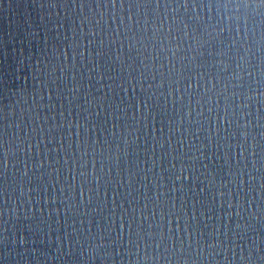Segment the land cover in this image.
I'll use <instances>...</instances> for the list:
<instances>
[{"label": "water", "instance_id": "1", "mask_svg": "<svg viewBox=\"0 0 264 264\" xmlns=\"http://www.w3.org/2000/svg\"><path fill=\"white\" fill-rule=\"evenodd\" d=\"M187 2V11L168 12L184 22L167 34L183 48L172 63L184 76L169 95L177 76L151 24L185 0H0V160L10 151L0 166V264H106L78 243L101 238L107 264L157 243L160 253L182 244L219 253L198 264H224V249L232 264H264V78L257 60L244 67L232 34H204L191 11L202 0ZM129 7L147 16V31L142 23L125 31ZM193 36L205 41L198 51ZM194 77L199 90L189 97ZM210 80L227 91L203 94ZM226 104L236 115L221 124ZM193 107L200 123H189ZM182 163L186 180L173 168Z\"/></svg>", "mask_w": 264, "mask_h": 264}, {"label": "clouds", "instance_id": "2", "mask_svg": "<svg viewBox=\"0 0 264 264\" xmlns=\"http://www.w3.org/2000/svg\"><path fill=\"white\" fill-rule=\"evenodd\" d=\"M115 7V5H114ZM183 8L185 11L188 10V2L185 0L183 5H178L176 7L165 6V15L164 19L160 21L159 25L157 26L156 22L153 21L151 24V29L153 32V38L156 39V42L160 44L159 52H164L166 54V59L169 60L168 64V73L171 75L175 72L177 78L173 80H169V95H171V84L175 83L177 85L176 92L180 93L181 84L184 79L182 74V70L176 69V66L172 61L177 57V53L183 51L182 46L180 45H173L171 40L168 39L167 34L173 32L174 30H179L178 28L174 29V24L184 23L183 20H177L176 16H172V20L168 19V12L169 9L171 13L176 14L181 11ZM123 5H121V13H123ZM191 11L195 13L193 19H195L199 24L203 26L204 34L209 39H217L220 36L230 33L233 36V45L241 49H243L244 55L247 57V62L244 63V67L247 68L250 66V62L255 59L258 61L257 67L261 69L257 74L264 78V0H202L201 3H193ZM128 17L127 23H125V18L121 14L120 15V22L124 25L125 31L127 32L134 23H142L143 30L147 31L149 26V21L147 16L145 15V19L140 21L139 17V9L135 12L131 7L128 8ZM103 16L104 13H101ZM116 15L115 13L113 14ZM134 17L137 19L134 21ZM107 22V21H105ZM185 29H187L188 25H184ZM119 31V29H118ZM163 34V35H161ZM184 38L188 39V32L185 31ZM193 40L196 41L194 45L195 49L198 51L200 47L203 46V41L199 36H193ZM168 41V46H164V41ZM230 46V47H231ZM149 51H156L155 47L149 49ZM167 53H171L170 56H167ZM159 53H157L158 55ZM221 55H226V53H222ZM181 59H184L182 57ZM243 59V57L241 58ZM191 60H195V56L191 57ZM220 65H223L222 70H226L228 65L225 64L224 60L219 61ZM146 67H148L146 65ZM161 68L164 66L161 65ZM253 73H249L252 75ZM163 76V73H161ZM243 73L238 76L233 77L232 79H242ZM144 77L141 76V80ZM193 79L197 80V83H189L184 91L191 97L192 90H199V79L200 77H194ZM131 83V81H129ZM165 81L161 79L157 87H164ZM211 84V88L205 87L204 93L207 94L212 92L214 95L219 97L220 94H223L224 91H227L228 85H221L222 92H216V84H213L211 80L209 81ZM142 86V85H141ZM135 87V86H133ZM151 87V85H149ZM236 87V85H233ZM235 95V93H233ZM259 96L264 99V89L259 91ZM183 94L177 97V99H182ZM203 96L201 95L200 98L197 99L196 104L200 105V110L196 113L197 117L204 115V105L201 103ZM247 100H252L253 96L249 95L246 97ZM208 104L212 103V96L208 97L207 100ZM241 109L247 107V103L239 105ZM196 111L193 107L188 113L189 123H200L199 119L193 121L191 119L192 112ZM214 109L212 107L208 108V112L212 113ZM236 115L235 109H232L230 105L225 106L223 110V114L219 116V120L221 124L227 121L229 124L232 122V119ZM244 113L241 111L240 116L241 119L243 118ZM249 125L246 123L243 127H248ZM179 131V129H178ZM197 131H199L197 129ZM246 136V133L243 134ZM243 148V146H241ZM10 151L5 149L4 151V159L0 160V166L4 167L5 169L8 167V157ZM15 152H11V155H14ZM173 168L176 169L178 175L177 178L183 177L184 180L187 179V173L189 172V168L186 167L183 163L177 169L176 165L173 164ZM24 176L28 175V170L25 169ZM253 180H256V177H252ZM235 183V180H233ZM240 183L242 184L243 181L241 180ZM260 188H264V184H260ZM181 189H183V184H181ZM176 189L173 188V191ZM30 191V190H29ZM220 194V191L217 193ZM229 196L231 195V190H229ZM21 195H26L23 187L21 188ZM231 207V203H229ZM238 207H242V204H239ZM169 231L171 229L169 228ZM161 239H163V234L161 233ZM81 244V247L85 248V251L88 256V260H94L97 255H100L102 259L105 260L106 264L109 259L112 258L111 252L101 251L102 249L110 247L109 245H105L103 243V239L101 238L100 242L91 241L87 245L78 241ZM161 245L157 243L155 248L157 249L156 252L150 251L151 245H145L141 248L137 245L135 251H127L125 254L128 257L126 264H198V262L206 261V260H216V257L219 255L218 252H204L202 248L194 249L191 252H185V248L183 244L180 248H176L173 246L169 249L167 246L164 248V252L160 253L158 250L160 249ZM189 248L192 247L191 243L188 245ZM210 248L218 247L217 245H209ZM243 250H241V253ZM235 257V250H233V258ZM250 258V257H249ZM241 260H244L245 257L241 255ZM224 264H232L231 261L228 260L227 257V249H224ZM122 264L124 262L122 261Z\"/></svg>", "mask_w": 264, "mask_h": 264}]
</instances>
